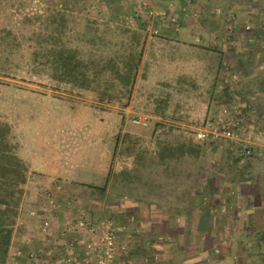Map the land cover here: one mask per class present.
I'll list each match as a JSON object with an SVG mask.
<instances>
[{
  "label": "rangeland",
  "instance_id": "obj_1",
  "mask_svg": "<svg viewBox=\"0 0 264 264\" xmlns=\"http://www.w3.org/2000/svg\"><path fill=\"white\" fill-rule=\"evenodd\" d=\"M57 50L79 61L75 80L53 67ZM145 76L152 90L136 84ZM208 122L235 136L195 138ZM0 125L25 167L3 264H139L138 236L190 228L175 221L180 211L200 219L196 233L187 248L168 238L171 255L158 247L157 263L264 264V228L235 225L238 213L222 225L238 229V243L216 241L212 225L198 232L203 204L237 197L208 179L213 162L233 174L242 148L264 145V0H0ZM106 126L113 146L97 172L86 163L104 155ZM245 154L244 168L254 157ZM185 191L194 208L174 209ZM138 196L161 200L163 227L142 222Z\"/></svg>",
  "mask_w": 264,
  "mask_h": 264
},
{
  "label": "crops",
  "instance_id": "obj_2",
  "mask_svg": "<svg viewBox=\"0 0 264 264\" xmlns=\"http://www.w3.org/2000/svg\"><path fill=\"white\" fill-rule=\"evenodd\" d=\"M214 60L216 61L215 65H218V57L216 59L212 60V66L214 64ZM210 62H206L205 64L202 63L203 66L208 67L210 65H208ZM147 77L145 76V78H141L140 80H136V84L139 81V83H144L145 82V86H144V90H152L154 87H152V85H154V82L152 81H147ZM214 76L209 73L206 72L205 69L201 72V74L198 76V79L201 81H206L208 82L207 85H209L210 79L213 78ZM134 91V89H133ZM136 91V90H135ZM145 92V91H144ZM146 95V94H145ZM148 98L149 96L146 95ZM207 103V102H206ZM206 103H204L205 108H206ZM169 113V112H168ZM177 116V115H176ZM135 119H138L140 121H143L144 124H141L143 126H146L147 123H145V119H146V115H138V117H136ZM136 124H140V123H136ZM106 138L105 141H111L109 144L107 143L105 145L106 150L104 155H102V157H105L104 159L102 157H97L96 159H94L92 162H88L86 164H90L91 168L93 166V169L96 170L97 172L102 170L103 168L105 169L104 165L105 163L108 164L109 159H110V153L112 151V149H109L108 146L112 147L113 146V139H112V134H113V127H109L107 128L106 126ZM97 139V138H95ZM151 139H147L148 142H150ZM90 142H93L90 140ZM99 142V139L94 140V145L96 143ZM253 142V141H252ZM256 145L252 146L255 149H259L260 147H258L260 145V142H256ZM150 145V144H149ZM98 146V145H97ZM107 151V152H106ZM226 151V148H225ZM239 153V152H238ZM238 162H237V167L238 169H235V172L233 174H230L229 172H227V167L223 166L221 164L217 165V162H213L215 163L216 167L215 169H212L211 171H209L208 174L209 175L208 179H213V177L218 179V185L221 186L223 183V186H226V195L228 194V192L230 191V193L234 192L237 193V197L235 198L236 200H234L233 202H226L225 199L222 200L219 197H216V195L214 197H216V200H214L215 198L213 197V202L211 201V203L216 204V203H220V201L222 203H220L218 205V207H214L210 204V202H207L205 204L202 205V207H200V209L204 210L205 212L203 213L202 211V216H204L203 220H204V226L203 228L199 229L198 232L202 233V235L205 234V232L207 231V229L209 227L215 226V229L210 231V236L215 237L216 241L219 242L220 239H217V237L225 239L228 237V239L226 240L229 242H233V243H238L239 240H236L235 237H231L232 235H235L234 231H237V228H232L231 232L227 233V234H223L222 233V225H227L230 224L229 223V219L230 217H236L237 213L239 214L240 219L238 220V222L235 224L237 225L238 223L241 224V227L244 226V228H253L256 229V227L259 225L258 228H264V225H262L261 223L264 222V158L256 155L254 153V157L252 159V163H249V167H243L242 166V158L238 155ZM155 149L151 152V155H153V157L155 156ZM244 154V153H243ZM258 156V157H257ZM156 158V156H155ZM101 160V161H100ZM242 160V161H241ZM160 161V159H159ZM229 161V160H228ZM263 162L262 167H260V165L258 164V162ZM99 162L101 164H99ZM224 164V163H223ZM210 166V165H209ZM224 167V168H222ZM225 172V173H224ZM52 175V174H50ZM158 189L161 190V187L158 186ZM157 189V192L160 193ZM233 189V190H231ZM154 192H156V189H153ZM185 191V195H187L185 198V203L184 205H182L181 203L179 204H174V209L179 210V209H184V210H191L194 208V203H193V199H194V191L189 193ZM248 197V198H247ZM132 200L130 201L129 198L128 200L131 202V206L134 207V205L139 204V206H141L143 209H145L146 212V216L144 213V220L142 222H146L147 221V228L150 230V227L153 228L154 226H158L160 225L161 227H163V222H162V218L164 217H156V212L159 211L161 212L163 208V204L162 202H160L161 200L157 201L156 198H153V200H148L146 197H135L132 198L130 197ZM220 200V201H219ZM179 208V209H177ZM161 209V210H160ZM232 212L234 213L232 215ZM195 213H192V218L190 216H188V214L182 213V211H180L179 216H181L182 218H175V221H179V224L182 225L184 222L185 224H188L189 221V226L190 228L187 229V231L185 232L184 229V233H182L180 230L177 233H171V235H168L164 233V231L166 230H159L157 233H150V234H146L144 233L143 236L140 235L138 236V238H140L139 240L136 239V243H135V252L137 253L135 258L137 259V263L139 264H159L157 263V261H160V259H157L158 255L162 256L164 254H168L169 256L171 255L170 252L168 250H170L171 248L169 247V245H167L166 240H177V242L172 245L171 247L173 248H182L183 247V243H184V236L188 234L187 238H189L192 233H196V226H198L199 220L197 217H195L194 215ZM226 215V216H224ZM201 216V213L199 212L198 217ZM161 218V220H160ZM165 218H169L168 213L165 215ZM241 220V221H240ZM254 222H256V226L254 224ZM243 223V224H242ZM178 226V225H177ZM160 227V229H161ZM243 228H241L242 231ZM151 231V230H150ZM195 231V232H194ZM163 232V234H162ZM223 234V235H221ZM201 239V238H200ZM202 240V239H201ZM200 240V241H201ZM193 240L191 239V242ZM212 241V242H211ZM214 239H210V245L214 244ZM215 241V242H216ZM225 241V240H224ZM199 243V242H198ZM172 244V243H170ZM180 244V245H179ZM194 244V242L192 243ZM158 247L161 249V251L158 250ZM195 247V246H194ZM237 247V246H236ZM183 248H187V245H185ZM213 248L211 246V248H209V253H211V251H213ZM200 249V247H199ZM81 250V249H80ZM126 251V250H125ZM124 251V252H125ZM200 251L202 253H204V249H200ZM134 252V253H135ZM147 257L145 258L144 262H141L143 260V257ZM204 257V255H203ZM211 257V256H210ZM154 261H152V260ZM129 260L128 258L126 259V252L124 253V261ZM156 261V262H155ZM124 263V262H123Z\"/></svg>",
  "mask_w": 264,
  "mask_h": 264
},
{
  "label": "trees",
  "instance_id": "obj_3",
  "mask_svg": "<svg viewBox=\"0 0 264 264\" xmlns=\"http://www.w3.org/2000/svg\"><path fill=\"white\" fill-rule=\"evenodd\" d=\"M56 52L58 59L54 60L53 67L60 68L59 76H67L75 80L78 75L77 72L80 71L78 69L79 61L74 60V55L62 54L59 50ZM82 72L80 71L79 74ZM196 147L198 146L193 145L192 149L195 150ZM244 149H241V154L244 153ZM251 154L254 153L251 152ZM24 170L23 163L11 150V145L5 136V127L0 125V264H3L8 248L21 186L25 179Z\"/></svg>",
  "mask_w": 264,
  "mask_h": 264
},
{
  "label": "built area",
  "instance_id": "obj_4",
  "mask_svg": "<svg viewBox=\"0 0 264 264\" xmlns=\"http://www.w3.org/2000/svg\"><path fill=\"white\" fill-rule=\"evenodd\" d=\"M133 122L144 124L143 121H140L138 119H133ZM233 129L230 128V126L227 123H221L219 125H213L210 122L207 123L203 128L198 129L195 132V138L198 140L200 139H208L209 141H217L218 139H233L234 137ZM244 153L251 154V152L257 154L258 156L264 158V145L262 146V151L257 149H248L247 147L243 150ZM105 238L104 243V251L105 253H108L107 251L111 248L110 243V236L104 235L103 239Z\"/></svg>",
  "mask_w": 264,
  "mask_h": 264
}]
</instances>
